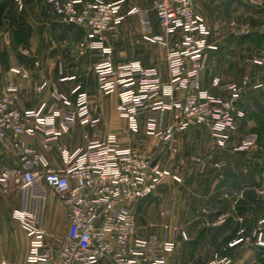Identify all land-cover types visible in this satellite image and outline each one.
<instances>
[{
  "label": "crops",
  "instance_id": "obj_1",
  "mask_svg": "<svg viewBox=\"0 0 264 264\" xmlns=\"http://www.w3.org/2000/svg\"><path fill=\"white\" fill-rule=\"evenodd\" d=\"M195 5L210 31L209 41L215 47L204 57L202 87L218 95L213 87L215 81L238 82L245 76L251 80V86L245 89L238 104L240 115H236L235 127L229 131L228 144L220 152H212L210 133L204 127H193L178 135L172 146L176 152L156 148L153 136H138L129 131L128 120L118 110L119 98L104 96L99 89L95 73L97 52L79 48L87 41V29L62 25L44 0H22L17 10H5L2 14L0 97H17V107L25 111L44 108L63 112L67 108L65 100L71 106L75 104L77 88L88 95L93 116L101 120L95 129L78 124L49 149L43 147L42 134L29 142L54 170L65 167L64 151L84 147L85 136L115 134L122 148L131 147L152 156L162 170L180 179H167L132 209L139 233L145 237L156 234L163 238L164 226L170 227L167 236L176 248L168 254L166 264H205L214 252L232 257L233 264H262L263 250L246 244L243 248L227 249V245L241 230L245 238H251L258 221L264 219L263 212L260 215L264 208V142L261 139L264 63H250L252 58L264 60V0H195ZM132 8L148 12L151 32L146 35L162 36L152 0H127L123 14L127 15ZM233 23L247 33L237 36ZM104 37L115 64L140 62L146 69H157L163 80H168L166 50L144 40L138 15L127 16L120 26L105 32ZM259 84L262 88L253 89ZM10 88L16 92L9 93ZM55 92L59 99L54 97ZM139 126L142 132L148 130L147 115L140 117ZM247 135L257 137L256 146L247 152H236ZM211 154L214 162L202 170L198 163ZM220 161L226 163L224 169L215 166ZM17 165L11 141L0 139V173ZM23 199L20 190L4 191L0 187V252L9 258V262L2 259L0 263L28 264L29 237L12 217L22 207ZM166 208L172 211L170 216L162 215ZM213 214L225 215L226 223L207 228V222L216 219ZM52 218L55 225L51 223ZM43 228L49 250L58 246L68 230L61 202L51 190L47 191L44 204Z\"/></svg>",
  "mask_w": 264,
  "mask_h": 264
},
{
  "label": "built area",
  "instance_id": "obj_2",
  "mask_svg": "<svg viewBox=\"0 0 264 264\" xmlns=\"http://www.w3.org/2000/svg\"><path fill=\"white\" fill-rule=\"evenodd\" d=\"M126 1L45 0V3L62 25L87 29V41L79 48L97 52L95 73L99 89L104 96L119 98L118 110L128 120L129 131L138 136H153L156 148L173 150L178 135L193 127H204L210 133L212 152L222 151L228 144L229 131L235 127V117L240 115L237 108L242 95L251 86L250 77L238 82L215 81L213 87L218 95L202 87L204 57L215 47L209 41L210 31L196 9L195 0H152V10L162 31L159 37L146 35L151 32L148 12L132 8L127 15L123 14ZM132 15L140 17L144 40L166 50L167 81L157 69H146L140 62L114 63L104 33ZM232 27L237 36L247 33L237 23ZM250 63L262 65L264 60L252 58ZM259 88L261 84L253 86ZM8 92L15 93L16 89L10 88ZM74 94L75 104L71 106L65 100L67 108L63 112L44 108L25 111L17 107V97H0V139L11 141L18 159L15 168L0 173V187L4 191L16 188L23 193L22 207L12 217L29 237L28 264H166L168 254L176 248L167 236L170 227L164 226L163 238L156 234L145 237L139 233L132 209L167 179L180 181L177 176L162 170L152 156L131 147L122 148L115 134L85 136L83 148L63 152L62 170L52 169L29 146L42 134L43 147L49 149L76 125L95 129L101 123L92 114L88 95L79 88ZM54 97L59 99L57 92ZM142 115L148 116L145 132L139 126ZM256 144L257 137L247 135L236 152L250 151ZM212 162L211 154L198 165L203 170ZM215 166L224 169L226 163L220 161ZM48 190L61 202L68 224L66 235L51 250L43 228ZM171 214L168 208L162 212L164 216ZM213 215L216 219L208 221L207 228L226 223L225 215ZM263 227L264 220H259L251 238L244 237V230L239 231L227 249L244 244L264 249ZM233 263L231 257L216 252L205 264Z\"/></svg>",
  "mask_w": 264,
  "mask_h": 264
},
{
  "label": "rangeland",
  "instance_id": "obj_3",
  "mask_svg": "<svg viewBox=\"0 0 264 264\" xmlns=\"http://www.w3.org/2000/svg\"><path fill=\"white\" fill-rule=\"evenodd\" d=\"M44 2H45V0H44ZM22 6V2L20 3L18 0H0V21H1V17H2V14L4 13V11L5 10H12V11H15V10H17L19 7H21ZM45 6L46 7H48L47 5H46V3H45ZM238 12H240V10H238ZM263 212V217L262 218H264V208H262V211L260 210V215H261V213ZM261 220H264V219H261ZM53 222V224L55 225V221L53 220V218L51 219V223ZM257 229V228H256ZM263 230H264V227H263ZM187 232V231H186ZM247 245V244H246ZM242 246H245V244L244 245H242ZM242 246H238V247H240V248H243ZM249 246V245H248ZM232 249H234V248H232ZM263 250V253H264V249H262ZM216 252H214L213 253V255L215 254ZM221 254H222V256H226V257H230V256H228V255H224V252H220ZM212 255V256H213ZM23 257V256H22ZM16 258H20V257H17L16 256ZM212 258V257H211ZM232 258V257H231ZM2 259H4V260H6V261H8L9 262V258L7 257V256H5L4 254H3V252H0V260H2ZM14 259V261H15V257L13 258ZM233 259V258H232ZM14 261H10L11 263H14ZM262 264H264V258H263V262H262Z\"/></svg>",
  "mask_w": 264,
  "mask_h": 264
},
{
  "label": "trees",
  "instance_id": "obj_4",
  "mask_svg": "<svg viewBox=\"0 0 264 264\" xmlns=\"http://www.w3.org/2000/svg\"><path fill=\"white\" fill-rule=\"evenodd\" d=\"M263 137H264V134H263ZM263 137L261 138L262 139V142H264V138ZM263 147H264V143H263Z\"/></svg>",
  "mask_w": 264,
  "mask_h": 264
}]
</instances>
